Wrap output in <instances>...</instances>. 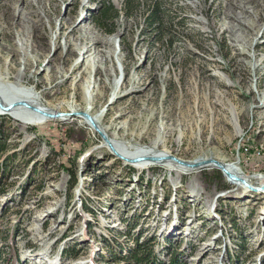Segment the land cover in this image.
<instances>
[{"label": "rangeland", "instance_id": "374dc122", "mask_svg": "<svg viewBox=\"0 0 264 264\" xmlns=\"http://www.w3.org/2000/svg\"><path fill=\"white\" fill-rule=\"evenodd\" d=\"M102 1L0 0V94L35 92L61 115L0 114V163L13 155L0 177L2 259L133 264L136 242L165 264L170 252L264 264V190H251L264 185V0H159L162 37L144 22L152 0L128 18L125 0H106L121 14L113 34L97 24ZM88 106L123 157L232 164L248 186L211 167L139 171L89 131Z\"/></svg>", "mask_w": 264, "mask_h": 264}, {"label": "trees", "instance_id": "16d2710c", "mask_svg": "<svg viewBox=\"0 0 264 264\" xmlns=\"http://www.w3.org/2000/svg\"><path fill=\"white\" fill-rule=\"evenodd\" d=\"M139 3V2H137ZM137 5V6H136ZM138 4H136L135 0H125L124 6L122 10L123 16L126 18L134 15V11L137 9ZM119 11H117L114 6L109 1H102L100 8L98 10L97 16V24L100 27H103L107 34H113V30L110 28L113 25V22L120 17ZM164 12L162 11V4L159 0H152L149 6H147V10L143 15L144 22H146L147 27L151 29V31L155 34L156 37L161 36L164 33H170L167 28L164 27ZM109 27V29H107ZM6 144H0V154L6 151ZM11 156L5 157L0 163V177L4 175V172L8 169V162L12 160ZM70 180L76 183V178L74 172L70 173ZM4 193V192H0ZM13 236V232H10V235L5 239L7 242V246L10 247V239ZM144 243L138 244L135 242L136 248L130 253V258L133 260V264H165L157 259L155 255H153L152 248H145ZM3 254L0 251V264H21L18 258L13 257L12 252L10 251L8 255L2 259ZM170 258L168 264H185L181 257L180 253L170 252Z\"/></svg>", "mask_w": 264, "mask_h": 264}, {"label": "bare ground", "instance_id": "6f19581e", "mask_svg": "<svg viewBox=\"0 0 264 264\" xmlns=\"http://www.w3.org/2000/svg\"><path fill=\"white\" fill-rule=\"evenodd\" d=\"M86 51H88V49H86ZM40 99H41V97L37 93L32 92V91L31 92L27 91V92H25L24 96H20V97H4L3 94H0V106L1 107H7L9 105L13 106L10 110L5 111V112L0 109V114H8L12 118H14L15 120H17L21 123H24V124L31 123V124H35V125L36 124L40 125V124L46 123L50 120H54L53 118H46L43 115L37 114V113L29 110V108L30 109H37L38 108L43 112H47V111H49L50 113L57 112L54 109L48 108L46 105L40 104ZM20 102L24 103L25 106L20 105ZM75 111L76 110H74L73 108L70 109V112H75ZM84 112H85V114L91 116L92 121H93L94 125L96 126L97 130L100 131L101 134H104L106 132V128L101 127V129L103 131V133H102L99 126H98V125H100V119L102 116L99 114L91 113V107L90 106H88L84 110ZM57 120L61 121V119H57ZM83 122L86 125V127L89 129V131H91L93 134L98 135V132H96L88 123H86L85 121H83ZM115 150L118 151V153H120L122 155V153L118 149H115ZM126 155L127 156L130 155L129 157H131V158H128V159H134L137 157H144V156H147V157L169 156L170 153L168 151H163V152L158 153V152L149 151V150H140V151H137L135 153L126 154ZM204 160H206V159L201 158L200 160L195 161V162H202ZM194 164H198L197 166L201 165V163H194ZM129 165L132 166L133 168L139 170V171L144 170V169H149V167H151V166L170 167L168 165V163L167 164H161V162H152L149 160L139 162V163H135V164H129ZM178 169L182 170V171L183 170L193 171V170H196L197 168L196 169L195 168H192V169L186 168L185 169V168L178 167ZM226 169L233 176H238V177L241 176V173L238 172L232 164H227ZM231 183L234 184L235 186H237V190H240L242 193L245 194L246 192H248L247 189L241 187L239 184H235L233 182H231ZM247 199H249V198L247 197ZM249 202L250 201H248L247 203H249ZM260 214H262V212H260Z\"/></svg>", "mask_w": 264, "mask_h": 264}, {"label": "water", "instance_id": "95a60500", "mask_svg": "<svg viewBox=\"0 0 264 264\" xmlns=\"http://www.w3.org/2000/svg\"><path fill=\"white\" fill-rule=\"evenodd\" d=\"M20 105L22 106H25L24 103L20 102ZM13 106L12 105H9L7 107H1L0 106V109L2 111H8L12 108ZM30 109V108H29ZM31 111L37 113V114H40V115H43L47 118H56V117H60L61 115H52V114H49V113H46V112H43L39 109H30ZM82 117L84 118V120L92 127L94 128V130L96 132H98V134L102 137V139L106 142V144L108 145V147L110 148V150H112V152L118 156V158L120 159H123L124 161L128 162V163H131V164H135V163H139V162H143V161H146V160H149V161H152V162H161V163H171V164H175L177 166H180V167H183V168H197V169H201V168H204V167H211V168H216L217 170H219L220 172H222V174H224L228 180L230 181H234V182H237V183H240L241 185H244L246 186L247 183L245 180H243L241 177H238V176H233L231 175L227 169H226V166L227 164L223 163V162H217V161H213V160H204L202 162H189V161H184V160H181V159H178V158H175L171 155L169 156H159V157H147V156H144V157H137V158H134V159H128V158H125L123 157L122 155L118 154L117 151L114 149V147L112 146V143H110L104 134H101L100 131L97 130L96 126L94 125L93 121H92V118L90 116H88L87 114H82ZM194 163H201V165L197 166L198 164H194ZM199 167V168H198ZM248 186V185H247ZM252 191L254 192H258V191H262L264 190V185H262L261 187L259 188H255V189H251Z\"/></svg>", "mask_w": 264, "mask_h": 264}]
</instances>
